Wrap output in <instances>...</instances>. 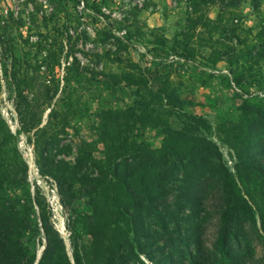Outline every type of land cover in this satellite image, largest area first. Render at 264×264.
Returning <instances> with one entry per match:
<instances>
[{"label": "trees", "instance_id": "1", "mask_svg": "<svg viewBox=\"0 0 264 264\" xmlns=\"http://www.w3.org/2000/svg\"><path fill=\"white\" fill-rule=\"evenodd\" d=\"M49 2L56 17L67 11L69 0ZM13 26L6 19L0 22L3 79L19 116L15 133L0 119V264H145L140 259L141 239L156 243L174 237L176 228L171 230L165 224L163 210L176 172L182 174L177 189L180 203H185L184 211L192 213L195 220L185 231L179 228L182 241L195 240L198 258L193 264L223 261L210 258L205 248L206 225L213 213L217 220L213 247L221 258L235 261L239 250L249 254L257 224L264 239V103L244 102L239 120L222 128L220 139L234 152L231 168L219 144L209 136L210 122L186 111L188 102L171 88V73L158 66L143 78L155 87L145 94L137 90L133 106L97 114V140L81 142L73 168L65 162H50L46 154L53 149L57 134L71 128L70 116L51 111L49 125L42 126L59 84L40 80L23 67L16 54L17 44L8 32ZM153 37L154 51L164 64L170 63L167 39ZM218 43L212 42V53L204 58L212 66L222 61ZM182 53L175 51L186 61L197 57L191 49ZM68 70L75 78L84 75L77 58ZM173 118L181 128L172 126ZM147 128L162 137L160 148L150 150L144 140ZM22 136L34 147L43 174L52 179L63 209L70 211L75 202L86 199L92 210L81 227L71 221L67 224L71 256L51 221V210L28 191V165L19 148ZM56 149L58 155L63 153ZM170 160L179 164L173 166ZM83 169H91L93 174L87 176L81 173ZM17 190L23 191L22 198ZM146 218L156 219L160 230L147 228ZM197 218L201 220L197 222ZM36 234L45 240L41 256L30 239ZM84 236L91 239L88 246ZM171 261L168 256L160 264Z\"/></svg>", "mask_w": 264, "mask_h": 264}, {"label": "rangeland", "instance_id": "2", "mask_svg": "<svg viewBox=\"0 0 264 264\" xmlns=\"http://www.w3.org/2000/svg\"><path fill=\"white\" fill-rule=\"evenodd\" d=\"M4 19L14 25L8 32L17 44L16 54L23 67L40 80L59 84L42 126L49 125L51 111L70 116L71 128L57 134L53 149L46 154L50 162H65L73 168L81 142L97 140V114L104 109L133 106L137 90L142 89L145 94L155 87L143 78L158 66L171 73V88L188 102L186 111L210 122L209 136L219 144L231 168L234 152L222 143V128L239 120L244 102L264 103V0H69L67 11L58 17L49 0H0V22ZM154 35L167 39L170 63L164 64L163 57L154 51ZM217 41L221 43L222 61L212 66L204 58L210 56L211 47L215 46L212 42ZM190 49L197 54L191 61L175 55V51ZM73 58H77L84 73L82 78H75L68 70ZM0 84V119L15 133L19 116L14 96L5 85L1 63ZM171 124L175 128L182 126L176 118ZM144 140L150 150L160 148L162 143V137L151 128L145 130ZM58 147L63 150L60 155ZM19 148L28 165V191L51 210V221L65 239L71 256L67 224L71 221L81 227L92 211L88 201L79 200L72 210L65 211L52 179L37 164L27 136L21 137ZM97 156L101 157L100 153ZM170 164L177 166L179 162L170 160ZM81 173L91 176L93 170L83 169ZM180 179L182 174L176 172L170 193L164 197L167 209L161 207L165 224L171 230L176 228L174 237L156 243L141 239L140 259L145 264H160L168 256L172 258L169 264H193L198 258L194 238L184 242L179 235V228L185 231L195 222L193 214L184 211L185 203H180ZM15 193L21 198L24 194L21 190ZM209 219L205 248L210 258L223 259L214 264H264V239L259 224L254 228L251 252L241 253L236 247L238 257L230 261L214 249L216 214ZM156 222L154 218L145 219L146 227L158 232L160 226ZM30 239L41 256L45 240L39 234ZM83 242L88 246L91 239L84 236Z\"/></svg>", "mask_w": 264, "mask_h": 264}]
</instances>
